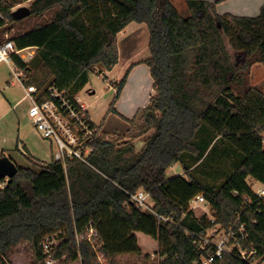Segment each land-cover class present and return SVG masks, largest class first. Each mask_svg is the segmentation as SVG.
Instances as JSON below:
<instances>
[{
	"label": "trees",
	"instance_id": "trees-1",
	"mask_svg": "<svg viewBox=\"0 0 264 264\" xmlns=\"http://www.w3.org/2000/svg\"><path fill=\"white\" fill-rule=\"evenodd\" d=\"M25 1H30V15L51 13L11 37L19 49L36 48L28 62L12 55L27 85L44 91L54 85L78 94L93 73L118 63V33L138 22L149 30L150 56L143 62L150 67L155 94L133 118L122 116L115 103L127 72L110 106L129 121V139L146 136L139 150L121 142L123 135L110 139L101 132L88 162L68 159L64 164L52 158L21 165L11 157L18 172L9 184L0 180V264H9L10 251L21 243L30 245L28 264H47L42 241L54 235L61 241L52 257L63 259L62 264L78 258L96 264L94 246L120 264L121 255L142 254L138 232L159 241L166 264H192L200 253L185 229L213 225L189 208L199 194L217 223L228 227L240 215L238 224L245 223L249 235L242 245L264 251V198L248 181L264 184V92L254 86L244 94L235 92L237 68L225 41L228 36L233 48L248 52L244 67L264 63V6L256 17L223 16L209 1L186 0L190 15L183 16L170 0H0V29L25 18L12 14L14 5ZM225 141L241 159L222 184H211L191 168ZM178 162L186 176L168 178L167 170ZM140 188L174 222L158 225L152 214L126 206ZM91 228L92 241L87 238ZM214 264L248 263L226 254Z\"/></svg>",
	"mask_w": 264,
	"mask_h": 264
},
{
	"label": "rangeland",
	"instance_id": "rangeland-1",
	"mask_svg": "<svg viewBox=\"0 0 264 264\" xmlns=\"http://www.w3.org/2000/svg\"><path fill=\"white\" fill-rule=\"evenodd\" d=\"M170 1L173 2L183 16L188 15L189 10L186 5V0ZM29 4L30 1L16 4L12 10L14 11L22 5L29 6ZM50 15L51 13L49 12L43 17L28 15L24 19L17 20L16 22L8 21L6 25L0 29V37L1 39H5L7 36L11 38L20 35L21 33L32 29L36 24L43 23ZM217 23L222 30L220 22ZM236 37V40L241 39V36L239 35ZM225 41L230 50L233 63L237 68L236 79L233 85L235 92L244 94L250 86H254L264 92V63L254 62L250 66L244 67V60L249 56L248 52L233 48L228 36H225ZM118 47L120 50V58L114 70L110 75H106L105 69L101 72L93 73L90 77L89 83L81 90L80 95L86 103L89 102L91 117L99 124L100 134L101 132H105L110 139H113L118 135H123L125 139L121 142H132L135 144L137 150H139L143 147L146 136L129 139L126 135L130 126L129 121L126 120V118L117 115L115 112L110 111V106L114 99L119 81L127 74L128 69H130L135 61L138 62L134 65L138 66L128 77V85L126 88L127 95L125 94L124 96L126 100L123 99L122 101L125 102H120L119 109L120 107H124L123 109H120L124 112V109H129L135 105L141 106L151 98V94L154 90L153 79L149 73L148 65L140 61L144 56L147 58L150 56L149 39L146 43L145 36L143 35V32L140 31L135 40H129L128 36L124 40V37L122 36L119 39ZM33 50L35 51L36 48L31 47L22 52L26 54L27 62L31 59L28 52ZM133 50L136 52V55L134 54L133 57H131L130 52ZM12 68H14L13 63L8 64L6 62H0V152L12 157L21 165L32 164L29 161L33 160L32 158L36 159L37 162L33 160L36 163L45 162L43 160H51L55 146L51 145L47 139H43L41 135L35 131L34 126L27 115L29 107L28 101L21 99L23 95L26 94L25 85L27 84L24 81L23 85L22 82L16 78L13 71L15 68ZM23 79L25 80L22 76V80ZM87 96L91 97L88 98ZM7 97L13 104L17 101H19V103H17L14 108L10 109L9 107L12 106V104L9 103ZM135 97L137 99L134 100ZM132 100L134 103L131 102ZM124 113L126 114L127 112L125 111ZM20 143L22 144V148L19 147ZM28 157L31 159H28ZM240 159L241 155L236 153L231 145L225 141L218 147H215L210 154H207L204 161L192 166L191 169L198 177L203 178L205 181L211 184L220 185L225 181L227 175L235 169ZM188 162L191 161L189 160ZM177 174L186 176L183 166L179 162L167 170L168 178ZM248 181L253 187L256 186H254L255 181L253 178L249 177ZM2 185L3 184H0V187ZM193 211L199 217L203 214H210L213 212L209 203H200L199 206L193 209ZM137 236L138 244L142 249V254L121 255L119 257L120 264H148V260H150L148 255L150 256V254L159 249L160 246L157 239L143 232H138ZM53 238L56 243L61 241V239L55 235ZM29 247V244L21 243L10 251L8 256L9 264L30 263L33 256ZM62 260H56V264H62ZM68 264H82L81 258Z\"/></svg>",
	"mask_w": 264,
	"mask_h": 264
},
{
	"label": "built area",
	"instance_id": "built-area-1",
	"mask_svg": "<svg viewBox=\"0 0 264 264\" xmlns=\"http://www.w3.org/2000/svg\"><path fill=\"white\" fill-rule=\"evenodd\" d=\"M30 48H17L15 41L7 36L0 41V62L12 64L13 54H18L22 60L27 62L26 54L22 52ZM34 52V50L28 52L30 58L33 57ZM14 68L12 69H14L16 78L24 85L22 76L25 78L26 75L15 64ZM25 90L24 100H27L29 104L27 115L35 131L55 146L52 158L64 164L68 159L88 162L89 157L95 150L96 138L100 134L99 124L93 121L88 104L77 94H68L54 85L49 86L47 91H44L36 85L30 84L25 85ZM19 147L22 148L21 143ZM254 186L252 185L255 194L259 198H264V184L255 182ZM200 203H208L204 194L192 198L189 202V208L193 210ZM125 205L134 206L152 214L158 225L164 221L174 222L171 216H165L156 210L155 200L152 198L151 193L144 188L130 194V200ZM202 216H206L213 225L199 231L185 229L186 235L192 238L193 244L197 246L200 253L192 264H214L223 259L226 254L236 256L248 264H264V251L255 247H245L241 243V240L248 239L249 235L246 224H238L240 215L228 227L217 223V217L213 212ZM93 232L94 230L91 228L87 237L90 241H92L91 235ZM58 244L59 242L56 243L52 236H46L43 239L42 245L47 255V264H56V259L52 257V254ZM94 249L97 256L96 264H112L105 253L99 251L96 246H94ZM149 259L148 264H166V256L161 255L160 248L150 254Z\"/></svg>",
	"mask_w": 264,
	"mask_h": 264
},
{
	"label": "crops",
	"instance_id": "crops-1",
	"mask_svg": "<svg viewBox=\"0 0 264 264\" xmlns=\"http://www.w3.org/2000/svg\"><path fill=\"white\" fill-rule=\"evenodd\" d=\"M206 1H209V2H211L213 4H215L218 14L223 15V16L226 15V14H232L234 16L256 17V16L260 15L261 9L264 6V0H206ZM188 15H190V11H189ZM145 25L146 24H144V23H138V22L130 23L124 30H122L121 32L118 33V46H119V39L122 36L124 37V40L126 39L127 36L129 37V40L130 39H134L135 40L137 35L140 33V31L143 32V35L145 36V40H146V43H147L148 39L150 38V35L148 34L149 33L148 27H147V25L146 26ZM130 54H131V57H133L134 54L136 55V52L133 50V51L130 52ZM119 58H120V50H119ZM146 58L147 57L144 56V58L141 59L140 61L143 62ZM137 62L138 61L133 62V64L130 67V69H128V77L134 71V69H136V67L138 66V65H134ZM143 63H145V62H143ZM115 66L111 70H106V75H110V73L114 70ZM148 69H149V73H150V67L149 66H148ZM150 75H151V73H150ZM127 85H128V79H127V82H126V84L124 86V89L122 90V93H121L119 99L115 103V108L122 116H124V117H126L128 119H131V118L134 117V115L136 114V112L140 108H143V107H145L148 104L150 98L144 104H142L141 106L135 105V106L130 107L129 108L130 110L129 109H125V111H127V113L129 115L123 113V111L119 109V105H120V102L123 100V98H124V96L126 94L125 91L127 90L126 89ZM80 92L77 95L83 99V97L80 95L81 94ZM153 94H155V90H153L151 96ZM24 96H25V94L21 98L22 100H24ZM87 97L89 98L91 96H87ZM8 100H9V103L12 104V106L9 107L10 109L14 108V106L17 103H19V101H17L15 104H13L9 98H8ZM85 103H86V101H85ZM87 104H88V106L90 105L89 102ZM90 114H91V112H90ZM93 121L95 123H97L94 119H93ZM32 159H34V158H32ZM34 160H36V159H34ZM43 161H49V160H43ZM177 175H179V174H177Z\"/></svg>",
	"mask_w": 264,
	"mask_h": 264
},
{
	"label": "water",
	"instance_id": "water-1",
	"mask_svg": "<svg viewBox=\"0 0 264 264\" xmlns=\"http://www.w3.org/2000/svg\"><path fill=\"white\" fill-rule=\"evenodd\" d=\"M12 14L16 19H21L30 15L31 9L29 6L22 5L14 10ZM17 172V163L7 155H0V180L5 179L9 184Z\"/></svg>",
	"mask_w": 264,
	"mask_h": 264
},
{
	"label": "bare ground",
	"instance_id": "bare-ground-1",
	"mask_svg": "<svg viewBox=\"0 0 264 264\" xmlns=\"http://www.w3.org/2000/svg\"><path fill=\"white\" fill-rule=\"evenodd\" d=\"M125 92H126V91H125ZM130 92H131V91H130ZM124 94H125V93H124ZM128 94H129V93H128ZM126 95H127V94H126ZM138 96H139V95H138ZM138 96H136V97H138ZM136 97L134 98V100L137 99ZM123 99H125V98H123ZM125 100H126V99H125ZM122 102H125V101H122ZM131 102H133V100H132ZM133 103H134V102H133ZM120 104H121V103H120ZM122 106H123V104H122ZM130 106H131V105H130ZM123 108H124V107H123ZM123 108L120 107V109H123ZM124 110H125V109H124ZM129 110H130V109H129ZM131 111H132V110H131ZM124 112H125V111H124ZM124 112H123V113H124ZM126 112H127V111H126ZM128 112H129V111H128ZM126 114H128V113H126ZM128 115H129V114H128Z\"/></svg>",
	"mask_w": 264,
	"mask_h": 264
}]
</instances>
